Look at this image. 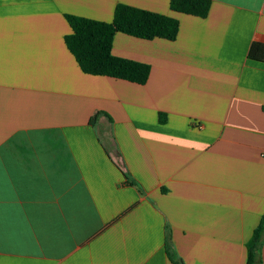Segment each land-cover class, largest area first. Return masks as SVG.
I'll use <instances>...</instances> for the list:
<instances>
[{"label": "crops", "instance_id": "obj_1", "mask_svg": "<svg viewBox=\"0 0 264 264\" xmlns=\"http://www.w3.org/2000/svg\"><path fill=\"white\" fill-rule=\"evenodd\" d=\"M210 2L200 18L0 0V264H245L264 215V62L248 57L264 0ZM118 4L179 22L174 41L115 34L144 85L84 74L64 43L65 16L111 22Z\"/></svg>", "mask_w": 264, "mask_h": 264}, {"label": "trees", "instance_id": "obj_2", "mask_svg": "<svg viewBox=\"0 0 264 264\" xmlns=\"http://www.w3.org/2000/svg\"><path fill=\"white\" fill-rule=\"evenodd\" d=\"M210 0H170L174 12L205 18L210 10ZM71 33L64 37V43L74 57L80 70L92 76L144 85L149 77L148 64L119 58L111 53L116 33L142 40L164 39L174 41L178 35L179 22L171 17L147 10L118 4L111 22H102L76 16H65ZM248 57L264 62V45L254 43ZM90 120L95 125L98 116ZM161 123L164 120H160ZM128 179V178H127ZM264 238V215L250 240L246 243L245 264H260L259 245Z\"/></svg>", "mask_w": 264, "mask_h": 264}]
</instances>
